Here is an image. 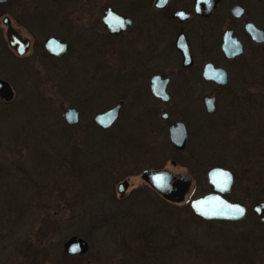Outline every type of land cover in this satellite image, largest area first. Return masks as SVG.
<instances>
[{
  "label": "rangeland",
  "instance_id": "1",
  "mask_svg": "<svg viewBox=\"0 0 264 264\" xmlns=\"http://www.w3.org/2000/svg\"><path fill=\"white\" fill-rule=\"evenodd\" d=\"M111 3L124 6L118 0L0 4V20L9 16L19 34L33 41L25 54L16 55L6 44L0 21V78L13 90L9 101L0 98V264H241L233 257L247 247L253 248L252 264H264L262 242L255 240L264 227H257L249 211L250 204L264 199V133H259L264 123V62L240 79L245 70L233 69L228 87L237 89L236 95L221 94L214 112L204 113L205 168L200 173L189 162L191 186L182 202L169 203L138 176L142 168L171 169L165 160V135H155L149 124L160 111L145 112L147 119L132 110L135 98L128 95L131 102L110 128L101 129L92 120L115 103V85L126 77L105 69V62L118 66L119 41L124 39L111 38V48L105 45L99 16ZM129 31L125 37L136 39L137 47L150 44L152 29L142 36L134 26ZM47 35L69 43L64 56L53 58L44 51ZM124 46L120 54L129 53L126 69L133 72L136 57ZM247 89L253 90L252 99L246 97ZM182 99L171 98L168 119L175 120L181 106L191 111L189 101ZM66 106L78 109L73 125L61 116ZM129 114L141 120L129 119ZM235 119L238 129L232 125ZM225 121L230 124L223 132ZM236 132L243 136L237 156L232 143ZM185 163L177 164L176 171H183ZM214 165L236 174L229 198L242 197L247 209L238 221H199L188 208L190 198L208 190L203 171ZM125 176L126 194L118 198L114 186ZM250 183L251 195L245 190ZM70 236L87 241L84 255L73 259L64 254L62 243Z\"/></svg>",
  "mask_w": 264,
  "mask_h": 264
},
{
  "label": "flooded vegetation",
  "instance_id": "2",
  "mask_svg": "<svg viewBox=\"0 0 264 264\" xmlns=\"http://www.w3.org/2000/svg\"><path fill=\"white\" fill-rule=\"evenodd\" d=\"M118 1L119 4L123 2L124 6L121 4L123 8L119 9L120 7H116V5L111 3L112 6L109 4L106 5L99 16V21L105 33V45L108 48H111V38H124L119 41L121 43L118 47L117 52L119 54L118 66L116 68H113L110 62H105V69L108 70V72L114 71L117 74L125 73L126 75L124 79H119L117 85H115L117 88L116 93H118V99L112 105H109L105 109L101 110L104 111L110 108L111 106L115 105L117 102H121L117 118L110 126L105 129L110 128L118 120L122 108L131 102L129 98L127 99L128 95H130V97L135 98L132 103L135 102L136 104L130 105L132 110L136 109L135 111L137 112L141 111L145 114V117L147 119L149 118L146 113H149L150 115H156V113L160 111L158 119L153 118V116L150 117L149 124L152 126V130L155 135L162 133H164L165 135V141L169 146V149H166L164 152V154L166 155L165 160L169 164V167L171 169L167 168L166 166H158L155 168L148 169L165 168L167 170L172 171L174 174L185 173L187 176L190 177V188L192 181V170L188 168V166H190L191 164L189 162L192 161L193 167H200L199 169H195L196 171L200 170V173L205 168L206 159L204 153V145H206V136L204 133V113L211 114L212 112H214L216 100L221 94L224 93L229 96L231 95V92L234 93L237 91V89L234 90L228 87L229 82L232 79L234 68L245 70L241 73V75H239L240 79V76L246 75V77H248L252 75L255 67L258 66L256 64L264 62V35H262L261 37V33L264 34V0ZM211 3L213 5L209 9ZM108 8L111 12L115 13L116 15L129 18L130 23L126 25L125 28L122 30L110 32L108 26L101 21L104 11H106ZM7 17L9 18V16ZM9 21L11 22L10 18ZM11 26L16 31H18V33H20L17 27L13 26L12 24ZM110 26L112 27V25ZM133 26L134 29L137 30L136 33H139L140 36H142V34L145 33L146 30L152 29L151 42L149 45H142V47H137L135 45V43L137 42L136 39L128 40V38L125 37V35L130 32L129 29ZM254 29L259 32H256V30ZM23 37H27L29 39L28 49L33 46V41L30 37ZM56 37H58L60 40H63L59 36ZM63 41L67 43L69 48V43L66 40ZM180 42H183L188 51V53L185 54L184 60L181 55V52L178 50L176 45L177 43L180 44ZM123 44H125L124 48L127 47L130 51L133 52L132 55L136 57V62H134L133 64V72H127L126 69V66L128 64V58L126 57H129V53L124 52L123 54H120L121 46ZM64 55L53 58H60ZM248 79L251 80V78ZM94 80H96V78L91 79V86H93ZM246 92L248 94V96L246 97L251 98L253 90L247 89ZM160 95H163L164 98H162V96ZM235 95L236 94L234 93V96ZM173 96H179L183 98L182 100L187 99L189 101L188 106H191L188 111H191L187 112V110L183 106H181L179 107V115L176 117V119L170 120L168 119L166 106L169 104ZM207 98H210L209 101L212 104L210 111H207ZM67 107L75 108L78 114L77 107L66 106L65 108ZM238 112H240V110H234L233 113ZM201 113L203 114L201 115ZM130 118H133L134 120H141L136 119L135 117H130L129 114V119ZM261 118L264 119V114L261 115ZM236 119H238L237 116ZM236 119L234 121L232 120V125L233 128L236 126V128L238 129L240 126V122L238 124V121ZM177 123H181L183 125L185 133L182 148H176L169 139V128L176 127ZM229 124L230 121L224 122L223 132L226 129L225 126L227 127ZM261 127L263 129H259L260 134L262 131L264 133V123ZM233 137L234 138L232 140V143L235 145V156H237L238 153L241 154L237 150V145L243 139V136L241 132H236L235 136ZM191 139L193 140L190 147L191 149H187L186 147H188ZM223 140L224 142H226L225 138ZM186 150H188V152L184 153ZM251 151L252 150H250L249 152ZM157 156L159 157L158 153ZM183 161H187V163H185L183 171H176L177 164H180V162ZM212 167H220L229 171V173L231 174V183L228 187V190L224 193H221L220 195L222 198L229 202H237L241 204L244 207V213L240 218L234 220H202L208 222H233L244 218L247 213V209L246 206L242 204L244 201L243 198L239 197L234 198L233 200L229 198L230 191L234 188L233 181L234 179H236V174L234 170L226 168L222 165H214L205 169L203 172L207 186L208 183L206 180V174L207 171ZM247 171H250V169ZM124 179H127V185L123 193L119 194L116 191L115 187L117 183L121 182ZM143 183L144 186L151 189L145 182ZM128 184L129 179L127 176L122 178L120 181L116 182L114 189L118 198H122L126 194ZM251 189V183L249 186L247 185L245 187V190L247 192ZM132 191L134 192V190ZM152 191L155 192L154 190ZM210 191L211 189L208 186V190L205 193ZM205 193H202L200 195H203ZM252 204H250V207ZM250 207L249 211L252 216L256 218L255 224L257 223V227H264V223L259 221L257 216L250 210ZM66 240H64V242ZM255 240L262 242L261 246L262 249H264V234H261V236ZM63 243L62 251L70 258L74 259L76 257L84 255L87 252L86 250L82 254L67 253L63 250ZM238 251L240 253H237L236 256L233 257L235 260L239 259V261H241L243 264H252L251 257L254 255L253 248L247 247V249H238Z\"/></svg>",
  "mask_w": 264,
  "mask_h": 264
},
{
  "label": "water",
  "instance_id": "3",
  "mask_svg": "<svg viewBox=\"0 0 264 264\" xmlns=\"http://www.w3.org/2000/svg\"><path fill=\"white\" fill-rule=\"evenodd\" d=\"M7 0H0V4ZM197 1V0H196ZM213 4L209 6L211 8ZM108 20V21H107ZM1 23L5 26L4 38L7 46L16 54H24L29 47V39L21 36L10 24L9 18L4 15L1 17ZM101 21L108 26L110 32H116L125 28L130 23L129 18L116 15L108 8L104 11ZM112 25V27L110 26ZM256 30V29H254ZM255 32V31H254ZM256 32H259L256 30ZM264 35L261 33V37ZM263 39V38H261ZM181 55L185 57L188 53L183 42L176 44ZM45 52L52 57L64 55L68 49L65 41L58 37L49 35L43 41ZM208 66V65H206ZM13 96V91L9 83L0 78V98L9 101ZM162 98H164L163 95ZM210 98L206 99L207 111L211 110ZM121 102H117L110 108L94 114L93 121L101 129L110 126L117 118ZM63 120L67 124H75L77 121V111L75 108L67 107L61 113ZM178 131V132H177ZM184 129L181 123H177L176 127L169 128V139L176 148L183 147ZM140 179L145 182L152 190H154L161 198L172 203H180L184 200L190 185V177L185 173L174 174L165 168L148 169L143 168L139 173ZM206 180L211 191L203 195L193 197L188 201L190 212L201 219H229L234 220L240 216L231 215L235 207H244L237 202H229L221 197V193L228 190L231 183V174L226 169L220 167H212L207 171ZM127 185V179L117 183L116 191L122 194ZM250 210L257 216L259 221L264 223V200L253 203ZM244 213V212H243ZM75 249V251H73ZM63 250L71 254H82L87 250L86 241L81 237L72 236L63 243Z\"/></svg>",
  "mask_w": 264,
  "mask_h": 264
},
{
  "label": "snow or ice",
  "instance_id": "4",
  "mask_svg": "<svg viewBox=\"0 0 264 264\" xmlns=\"http://www.w3.org/2000/svg\"><path fill=\"white\" fill-rule=\"evenodd\" d=\"M243 212L244 210L240 207H235L233 210H232V213L231 215L233 216H240V215H243ZM73 251H75V249H73Z\"/></svg>",
  "mask_w": 264,
  "mask_h": 264
},
{
  "label": "trees",
  "instance_id": "5",
  "mask_svg": "<svg viewBox=\"0 0 264 264\" xmlns=\"http://www.w3.org/2000/svg\"><path fill=\"white\" fill-rule=\"evenodd\" d=\"M0 8H1V5H0ZM3 13V11H0V14H2ZM2 44H3V47L5 48V46H4V43H3V40H2ZM143 188L144 187H140L139 188V192L141 193V191L143 190ZM257 199H260V197H257ZM188 211V210H187ZM192 214V213H191ZM193 215V214H192ZM193 217H195V218H197V220H199V221H202V219H200V218H198V217H196V216H194L193 215ZM204 221V220H203Z\"/></svg>",
  "mask_w": 264,
  "mask_h": 264
}]
</instances>
